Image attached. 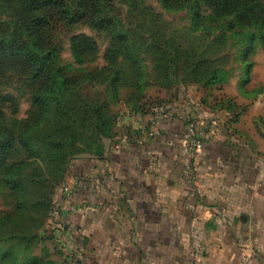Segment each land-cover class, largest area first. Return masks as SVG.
<instances>
[{
    "label": "rangeland",
    "instance_id": "1",
    "mask_svg": "<svg viewBox=\"0 0 264 264\" xmlns=\"http://www.w3.org/2000/svg\"><path fill=\"white\" fill-rule=\"evenodd\" d=\"M146 5L148 8L142 11H132L128 7L117 11L118 17L125 20L130 30L131 49L139 56L141 72L129 59H123L122 56H119L116 61H111L107 53L113 45L110 34L96 30L89 20L69 27L59 24L53 26L52 39L59 44L63 63L69 67V70L76 74L92 71L97 75L107 76L103 82L85 78L81 97L91 105L101 106L106 114L114 119V133L112 137L100 139L95 144L104 146L105 152L102 156L85 150L87 147L85 143L79 145V149L71 156L73 158L70 160L62 182L52 181L53 184L50 187L53 198L52 213L47 219L39 202L37 203L39 192L37 186L27 185L28 188L24 189L25 203L23 199L22 201L19 199L16 191L6 185L2 186L0 219L6 213H10L12 221L0 231V248H10L13 259L8 262L0 258V264H24L26 258L46 255L48 250H52L53 253L50 254L52 256L56 253L61 257H64L63 253L67 256V250L63 248V242L69 243L64 241L67 233L59 226L55 228L53 225L54 219L60 215L57 209H61V204L71 201L70 197L73 200L70 202L71 205L84 204L87 207L79 196L75 200L71 192L76 193L78 186L85 178L84 163L88 160L96 168L95 163L105 159L106 148L112 142L116 145L127 144L129 147L144 150V146L150 143L151 145L166 143V131L169 130V126L174 133L172 135L178 138L179 146L189 155V159L182 157L184 166H179L178 172L170 174L166 184L159 182V172H157L159 168L155 169L158 166L153 167L150 163V168L146 170L143 168L145 172L141 171L140 175L145 183H142V186L151 191L144 188L143 191L135 190L132 193L135 199L134 209L136 214L141 216L143 212L140 211L147 212L148 209L143 205L145 203L143 199L150 196L152 199H157L160 194H163L162 191H167L172 198H176L177 194L171 190L178 186V179L181 181L179 186L181 191H179L182 192L183 198L184 196L188 199L200 198L197 190L205 188L209 183L203 180L204 176L201 177L200 174L209 168L211 170L213 166L210 160L207 161L208 154H205L212 137H219L216 140L221 137L224 141L227 140V153L235 152L236 156H239L237 153L239 150H244L246 153L256 152V148L260 146L264 151V47L259 46L253 56L251 79L247 82L244 77V63L240 59V38L231 37L227 31L224 32L225 37H223V34L215 27L211 30H194L192 10L188 7L168 10L159 0H146ZM75 36H88L98 45L94 57L84 64L77 63L71 51V41ZM155 38H159L161 42H166V39L170 38L175 46L191 54L202 52L203 56L209 58L210 65L219 66L224 81L203 85L187 79L182 69L177 71L161 69L152 45ZM115 71L119 74L117 92L113 91L112 85V79L116 77ZM35 89L36 84L28 79L25 68H11L0 74V124L21 133L22 139L30 140L32 147L40 149L45 147L44 140L52 131L53 122L36 120L38 108L32 101ZM134 105H139L140 107L137 108L140 110L134 109L132 107ZM230 106L234 107L235 113L232 115H229L225 108ZM236 112H239V115ZM235 117L238 118L237 121L232 120ZM257 140L261 141L260 146ZM26 158L27 152L19 144L14 149L9 163ZM143 159L142 156L136 158L135 171L141 170L143 163L148 164ZM141 160L142 163H140ZM261 161L264 165L263 155H261ZM26 164L27 166L19 173L25 182L40 171L50 174L48 173L50 165L42 162L39 157L28 158ZM151 173L154 177H151ZM0 176L3 178L5 171H1ZM50 179L52 180L51 177ZM209 179L212 182L217 181L211 176ZM124 181L125 176L121 178V186ZM63 188L70 190V193L67 194ZM148 211L161 214L154 206L149 207ZM193 224L190 223L187 230L191 231ZM143 225L144 223H141L142 229ZM75 226L79 225L75 224ZM144 226L151 227V224L146 223ZM159 229L160 224L155 223L153 230ZM53 232L56 239L51 238ZM32 234L36 236L37 242L26 243L28 242L26 238ZM20 235L23 239L18 238ZM188 236L180 241L184 249L183 264H193V255L189 254L192 253L195 242ZM168 246L171 247V245ZM74 258L75 255L72 253L66 259L75 260Z\"/></svg>",
    "mask_w": 264,
    "mask_h": 264
},
{
    "label": "trees",
    "instance_id": "2",
    "mask_svg": "<svg viewBox=\"0 0 264 264\" xmlns=\"http://www.w3.org/2000/svg\"><path fill=\"white\" fill-rule=\"evenodd\" d=\"M159 1L168 10L186 7L192 10L194 30H211L215 27L223 37L227 31L231 37L240 38L244 77L247 82L251 79L253 56L259 46L264 47V0ZM124 7L132 11L148 8L146 0H0V74L11 68H25L28 79L36 84L32 95V101L38 108L36 120L53 122L52 131L44 140L45 147L40 149L32 147L30 140L22 139L21 133L0 124V172L5 171V176H0V194L2 186L6 185L16 191L19 199H23L25 203V190L28 186H37V203L39 202L46 219L52 213V181L62 182L73 158L71 156L79 149L80 144L85 143V150L102 156L104 146L95 144L100 139L113 136L115 123L101 106L91 105L81 97L85 78L103 82L107 76L97 75L92 71L76 74L69 70L63 63L59 44L52 39L51 30L54 25L69 27L89 20L96 30L110 34L113 45L107 53L111 61L122 56L123 59H129L141 72L139 56L131 49L130 30L125 20L117 15L118 9ZM166 40L161 42L159 38H155L152 44L161 69H182L187 79L203 85L224 81L219 66L210 65L209 58L203 56L202 52L191 54L175 46L172 39ZM97 50V43L88 36H75L71 41L72 54L79 64L93 58ZM115 76L112 85L113 91L117 92L119 74L116 71ZM132 107L140 110L137 108L139 105ZM225 108L229 115L235 113L234 107ZM236 114L239 115V112ZM237 117L232 120L237 121ZM19 144L25 148L27 158L9 163ZM38 157L50 165V174L40 171L27 179V183L19 173L27 166L28 158ZM57 211L60 215L64 214L60 208ZM10 216V213L2 216L0 231L12 221ZM52 237L56 239L54 232ZM18 238L23 239V236ZM26 239V243L37 242L34 234ZM48 253L49 250L46 255L28 257L23 263L56 264ZM0 258L12 261V250L0 248Z\"/></svg>",
    "mask_w": 264,
    "mask_h": 264
},
{
    "label": "crops",
    "instance_id": "3",
    "mask_svg": "<svg viewBox=\"0 0 264 264\" xmlns=\"http://www.w3.org/2000/svg\"><path fill=\"white\" fill-rule=\"evenodd\" d=\"M168 129L164 144L150 143L142 150L112 142L96 168L88 160L84 163L85 178L71 195L75 200L79 196L87 207L74 214L65 210L53 222L55 228L64 225L75 260H67L63 252L64 257L52 256L49 250L56 264H183L180 241L188 234L195 242L189 254L193 264H264V151L260 140L256 152L239 150L236 156L227 153V140L212 137L205 154L213 166L200 174L209 182L197 190L200 198H183L178 179V186L171 190L176 198L162 191L157 199H143L144 206H154L161 214L148 209L140 211L142 216L136 214L132 193L150 190L142 186L144 169L150 168V163L158 166L159 182L166 184L170 174L184 166L182 157L189 159L172 135V127ZM139 156L148 164L135 171ZM210 176L217 181H210ZM141 223L151 227L143 225L142 229ZM155 223L160 224L159 230H153ZM190 223H194L191 231L187 230Z\"/></svg>",
    "mask_w": 264,
    "mask_h": 264
},
{
    "label": "built area",
    "instance_id": "4",
    "mask_svg": "<svg viewBox=\"0 0 264 264\" xmlns=\"http://www.w3.org/2000/svg\"><path fill=\"white\" fill-rule=\"evenodd\" d=\"M201 144H199V146H200ZM64 189V191L67 193V194H69L70 193V190H68V189H65V188H63ZM85 208V205H81V206H74V205H71V204H61V209H63V211H69V212H78V211H80V210H82V209H84ZM61 229H64V225L63 224H59L58 225ZM65 239V238H64ZM61 241V240H60ZM64 241H67L66 239L64 240ZM68 242V241H67ZM69 243L68 244H66L65 242H63V248L65 249V250H67V255L69 256V255H71L72 253L68 250V249H70L69 248Z\"/></svg>",
    "mask_w": 264,
    "mask_h": 264
}]
</instances>
